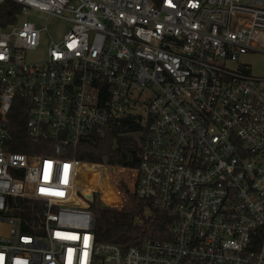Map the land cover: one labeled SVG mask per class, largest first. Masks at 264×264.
<instances>
[{"label": "built area", "instance_id": "built-area-1", "mask_svg": "<svg viewBox=\"0 0 264 264\" xmlns=\"http://www.w3.org/2000/svg\"><path fill=\"white\" fill-rule=\"evenodd\" d=\"M5 1L23 10L0 27V264H264V76L243 60L264 53V0ZM32 11L71 22L39 61ZM136 114L138 165L78 157ZM134 197L166 226L99 241L93 209Z\"/></svg>", "mask_w": 264, "mask_h": 264}, {"label": "trees", "instance_id": "trees-1", "mask_svg": "<svg viewBox=\"0 0 264 264\" xmlns=\"http://www.w3.org/2000/svg\"><path fill=\"white\" fill-rule=\"evenodd\" d=\"M22 10L23 6L14 1H5L0 4V27L15 23L20 18ZM25 117L23 110L13 115V125L18 130V133H15L17 136L25 135ZM143 119V116L136 114L131 118L124 119L120 124L111 126L104 136H93L92 141L86 143L78 157L113 165H138L141 161L144 143L149 137ZM24 139L27 140L26 137ZM21 150L30 153L26 147ZM114 197L115 199L109 202L110 204L117 201V196L114 195ZM133 199L135 203L133 214L93 209L99 241L118 242L127 246L134 245L166 226L168 220L166 215L159 213L137 197ZM12 200L18 203L17 207L21 208V210H17V213L22 209L30 214L42 213L44 210L41 202L27 198Z\"/></svg>", "mask_w": 264, "mask_h": 264}, {"label": "rangeland", "instance_id": "rangeland-1", "mask_svg": "<svg viewBox=\"0 0 264 264\" xmlns=\"http://www.w3.org/2000/svg\"><path fill=\"white\" fill-rule=\"evenodd\" d=\"M30 17L33 21L37 23L39 28L43 30H42V42L40 47L37 48L36 50L29 51L27 53V58L30 61H39L46 56L48 52V47L52 41L59 42L62 40L64 35L71 28V22L67 19H63L55 16H47L38 11H32ZM243 60L252 66L253 72L255 74L264 76V53H250L245 55ZM114 199L115 197L113 194L106 193L105 202H111ZM134 207H135V203H134ZM134 212H135V208L133 212H120V213L133 214Z\"/></svg>", "mask_w": 264, "mask_h": 264}]
</instances>
